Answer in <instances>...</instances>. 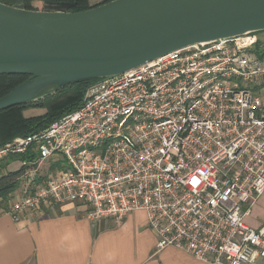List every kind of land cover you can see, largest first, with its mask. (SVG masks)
<instances>
[{"label":"built area","instance_id":"obj_1","mask_svg":"<svg viewBox=\"0 0 264 264\" xmlns=\"http://www.w3.org/2000/svg\"><path fill=\"white\" fill-rule=\"evenodd\" d=\"M253 34L169 53L91 84L46 130L0 146V165L32 154L16 223L70 203L100 227L145 212L158 250L207 264H264V225L245 218L264 195V58ZM52 162L55 172L40 170ZM38 178V179H37ZM1 201V199H0Z\"/></svg>","mask_w":264,"mask_h":264},{"label":"water","instance_id":"obj_2","mask_svg":"<svg viewBox=\"0 0 264 264\" xmlns=\"http://www.w3.org/2000/svg\"><path fill=\"white\" fill-rule=\"evenodd\" d=\"M262 32L264 0H113L77 13L0 3V76H29L0 99V112L175 51Z\"/></svg>","mask_w":264,"mask_h":264},{"label":"crops","instance_id":"obj_3","mask_svg":"<svg viewBox=\"0 0 264 264\" xmlns=\"http://www.w3.org/2000/svg\"><path fill=\"white\" fill-rule=\"evenodd\" d=\"M11 164L2 172L18 170H12ZM30 186L24 178L11 197L21 196ZM3 202L0 264H207L175 248L158 250V238L145 212L129 215L119 227L111 221L97 227L86 219L87 205L79 202L47 207L16 223ZM245 222L253 229L264 225V195Z\"/></svg>","mask_w":264,"mask_h":264},{"label":"trees","instance_id":"obj_4","mask_svg":"<svg viewBox=\"0 0 264 264\" xmlns=\"http://www.w3.org/2000/svg\"><path fill=\"white\" fill-rule=\"evenodd\" d=\"M92 1L98 0H0V3L31 11L77 13L88 11L113 0H106L103 3L97 5H92ZM262 47V43L259 42L254 48V53L261 59L264 58V49ZM28 79L29 76L21 75L0 76V99L7 96L14 88ZM97 81L98 80L82 81L75 85H69L53 94H49L26 105L16 106L0 112V146L11 143L19 137L24 138L38 134L49 128L52 124L60 120L66 114L77 110L82 104V100L88 87ZM60 94L63 96V100L58 102L55 110L46 113L41 117H25V110L33 108L41 109L44 106L43 101L45 98L58 96ZM35 158L36 157L34 155L28 153L21 157L11 158L0 165L1 200L7 201L12 194L19 190L22 182L24 181L27 168L21 167L18 170L5 173L2 171L6 169L9 164L16 161L32 162ZM56 166H54V168ZM40 180L41 179L39 178L37 181Z\"/></svg>","mask_w":264,"mask_h":264},{"label":"rangeland","instance_id":"obj_5","mask_svg":"<svg viewBox=\"0 0 264 264\" xmlns=\"http://www.w3.org/2000/svg\"><path fill=\"white\" fill-rule=\"evenodd\" d=\"M106 0H98V1H92V5H97L100 3H103ZM252 36H254V42H255V46L261 42L262 43V48L264 49V33H255ZM259 93V95L264 99V84L259 86L256 89ZM63 100V96L58 95V96H53V97H47L44 99V106L41 109H27L24 111V115L25 117L28 118H36V117H41L42 115L49 113L53 110L56 109V106L58 104L59 101ZM20 138V137H19ZM18 139V138H16ZM21 163L19 161H16L14 163L11 164V169L15 170V169H20L21 168ZM55 172V168L52 162H47L46 164H44L40 170V179H47L48 176H50L51 174H53ZM0 206H4V202L3 200L0 201Z\"/></svg>","mask_w":264,"mask_h":264}]
</instances>
